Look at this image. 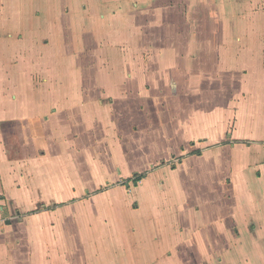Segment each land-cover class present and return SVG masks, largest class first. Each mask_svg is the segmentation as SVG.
Masks as SVG:
<instances>
[{
  "label": "crops",
  "instance_id": "obj_1",
  "mask_svg": "<svg viewBox=\"0 0 264 264\" xmlns=\"http://www.w3.org/2000/svg\"><path fill=\"white\" fill-rule=\"evenodd\" d=\"M196 24L213 67L201 75L229 86L230 142L133 208L78 145L86 132L54 125L75 111L70 125L89 126L141 76L170 75L156 62L189 60L173 42ZM219 169L197 194L199 173ZM51 260L264 264V0H0V264Z\"/></svg>",
  "mask_w": 264,
  "mask_h": 264
},
{
  "label": "rangeland",
  "instance_id": "obj_2",
  "mask_svg": "<svg viewBox=\"0 0 264 264\" xmlns=\"http://www.w3.org/2000/svg\"><path fill=\"white\" fill-rule=\"evenodd\" d=\"M196 16L197 13L195 22ZM197 26H190V44L185 43L187 40L181 44L174 37V49L189 53V60H178L173 51L168 53L170 61L165 69L164 64L156 62L162 75H167L166 72L170 75L141 76V90H133L130 83V90L120 99L122 104H110L113 101L109 97L111 100H105L102 110L96 107L91 110L89 126L70 125L76 120L75 111L58 118L54 125L57 131L66 135L81 130L86 132L87 136L79 139L78 145L97 151L94 165L109 181L110 189L120 187L121 192L127 194L126 199H132L133 208L156 197L158 203L161 202L160 197L166 198L165 193H168L167 182L187 180L188 175L184 178L183 174L188 168L201 167L202 158L206 156L207 160L212 149L230 142L234 109L229 86H223L219 91L211 84L212 78L201 75V69L206 72L213 67L210 55L201 54V43H198L209 30ZM186 31H183L185 37ZM173 32L175 30L170 29L169 34ZM161 34L165 35L162 31ZM201 55L206 60L204 57L201 60ZM186 70L190 76L180 77ZM238 83L240 87L241 81ZM5 127L8 132L10 128ZM224 157L223 153L222 160ZM207 164L212 163L207 161ZM215 171L216 175L210 174V177L199 173L195 183L197 194L201 192L202 184L208 185L225 174L221 169ZM134 174L143 175V180L135 183ZM51 262L54 264L53 260Z\"/></svg>",
  "mask_w": 264,
  "mask_h": 264
},
{
  "label": "trees",
  "instance_id": "obj_3",
  "mask_svg": "<svg viewBox=\"0 0 264 264\" xmlns=\"http://www.w3.org/2000/svg\"><path fill=\"white\" fill-rule=\"evenodd\" d=\"M134 175H135L134 176L135 177V179H134L135 183L143 178V175H138V174L137 175L134 174Z\"/></svg>",
  "mask_w": 264,
  "mask_h": 264
}]
</instances>
